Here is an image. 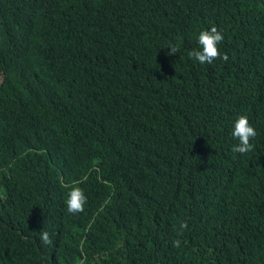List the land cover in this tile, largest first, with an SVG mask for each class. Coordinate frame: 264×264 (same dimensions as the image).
<instances>
[{"label":"trees","instance_id":"trees-1","mask_svg":"<svg viewBox=\"0 0 264 264\" xmlns=\"http://www.w3.org/2000/svg\"><path fill=\"white\" fill-rule=\"evenodd\" d=\"M81 261L264 264V0H0V264Z\"/></svg>","mask_w":264,"mask_h":264},{"label":"clouds","instance_id":"clouds-1","mask_svg":"<svg viewBox=\"0 0 264 264\" xmlns=\"http://www.w3.org/2000/svg\"><path fill=\"white\" fill-rule=\"evenodd\" d=\"M224 41V35L221 30H218L216 26H212L210 30H202L198 35V45L199 48H194L188 52V57L194 61H198L201 65L212 64L216 59H222L224 61L228 60V55L226 53L221 54L218 45ZM170 53L175 54L179 51L177 46H170ZM233 137H235L239 143L233 147V151L245 154L253 150V144L250 142L257 136L256 129L250 124L249 119L246 115H240L234 122V127L232 131ZM87 177H85V180ZM80 181L75 182L74 185L65 187H70L68 192V198L66 200L67 211L71 214L84 211V205L87 202V197L84 190L77 186ZM187 228V222L181 221L179 225L180 231L177 235H183V229ZM41 242L44 245H51L52 239L47 231H42L40 236ZM173 246L179 248L181 246V241L179 239L173 240ZM81 264L83 262L81 261Z\"/></svg>","mask_w":264,"mask_h":264}]
</instances>
